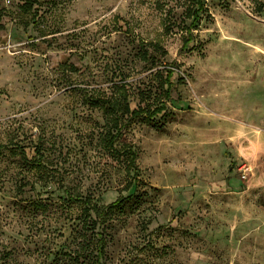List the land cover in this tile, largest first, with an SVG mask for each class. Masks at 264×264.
Here are the masks:
<instances>
[{"label":"rangeland","instance_id":"obj_1","mask_svg":"<svg viewBox=\"0 0 264 264\" xmlns=\"http://www.w3.org/2000/svg\"><path fill=\"white\" fill-rule=\"evenodd\" d=\"M40 5L32 14L0 0V264H264V0ZM120 67L131 86L123 105L165 101L169 111L116 141L136 150L140 174L136 196L97 221L98 261L84 204L64 190L98 206L132 191L126 157L102 140L107 111L85 100L109 92ZM35 146L51 178L14 154Z\"/></svg>","mask_w":264,"mask_h":264},{"label":"trees","instance_id":"obj_2","mask_svg":"<svg viewBox=\"0 0 264 264\" xmlns=\"http://www.w3.org/2000/svg\"><path fill=\"white\" fill-rule=\"evenodd\" d=\"M18 2V6L21 7V11L35 14L38 13L43 7L40 5L42 4L43 0H15ZM199 7L197 10H200V6H202L204 0H197ZM195 11L196 14L194 15L193 23L198 20V12ZM262 10V9H261ZM33 11V12H32ZM153 52L161 53L162 55H166V51L159 43H149L148 45ZM188 48L190 47V41H188L187 45ZM139 54L140 58L148 59L150 56V51L148 48H144V50ZM62 64H67L71 70L77 69V67L73 63H69L68 60H64L61 62ZM165 74L163 79L164 85V93L165 98H171V87L173 85L175 78L173 75L175 71L172 69L171 65L165 68ZM128 77L126 75L125 69L122 67L118 69H114L112 71V77L109 80L111 82V86L109 87V92L107 91H99V89H92L87 90L88 94L86 97V103L90 105L92 108H102L103 111H107L108 115L105 116V125H107V132L102 138V140L111 148L116 149L119 153L126 157V167L128 174H132L131 181L129 182V187H131L132 191L129 195L125 197H118L115 200L111 201L108 204L98 206L96 203H92L88 197H83V195L70 193L68 189L64 190V194L66 195V200L71 202L79 201L84 204L83 211L85 213V217H88V222L86 223V228H92L91 233L96 235L95 237L98 238L97 241V253L96 259L99 261L102 256L104 255L103 251L106 246V238L104 234H101V231H95L97 226L98 219L104 218L105 215L112 210L120 209L123 207L124 203L126 202V198H134L136 196V183L139 179V168L136 163L137 152L130 144H123L119 145L116 143L118 140L119 135H121L124 130H126L135 120L142 117L146 122L153 124V125H161L164 122L165 115L168 114V104L165 101H161L157 104L151 105L148 107L149 109L147 112H144L146 108V104L140 99V101L136 104V106H132L131 101L125 103L126 99L131 95V86L130 83L127 81ZM178 81V80H177ZM116 87V88H115ZM111 89L120 90L119 96L115 95L113 97V92ZM97 90L98 92H94ZM100 92V93H99ZM118 92V91H117ZM117 94V93H116ZM145 113V115H141ZM4 147V145L0 144V151ZM122 149V150H121ZM11 152L13 149L10 150ZM15 152V153H14ZM14 154H18L21 158L25 161L28 166V169L32 170L33 172L39 174V176H44V178H51V173L55 172L54 167L47 165V159L45 158L44 152L42 148L39 146H35L33 151H27L26 147L20 149V151H14ZM32 153V155H30ZM138 194V193H137ZM32 206L37 209H40L43 206V201H30ZM96 214V218H93V214ZM91 238V236H90ZM92 239V238H91ZM89 242V240L87 241ZM94 249V248H93ZM77 254L75 257L80 256V252H76ZM72 255V253L70 254ZM81 258V257H80Z\"/></svg>","mask_w":264,"mask_h":264}]
</instances>
